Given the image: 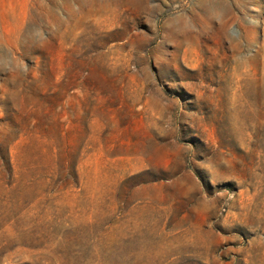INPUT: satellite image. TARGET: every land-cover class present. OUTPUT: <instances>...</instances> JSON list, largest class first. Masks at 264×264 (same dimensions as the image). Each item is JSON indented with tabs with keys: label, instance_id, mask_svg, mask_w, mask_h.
I'll use <instances>...</instances> for the list:
<instances>
[{
	"label": "rangeland",
	"instance_id": "1",
	"mask_svg": "<svg viewBox=\"0 0 264 264\" xmlns=\"http://www.w3.org/2000/svg\"><path fill=\"white\" fill-rule=\"evenodd\" d=\"M0 264H264V0H0Z\"/></svg>",
	"mask_w": 264,
	"mask_h": 264
}]
</instances>
